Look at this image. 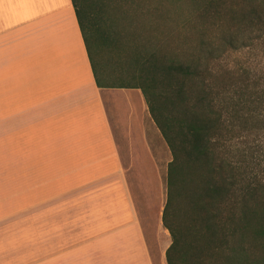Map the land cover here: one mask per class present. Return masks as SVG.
<instances>
[{"label": "crops", "instance_id": "0c3cea01", "mask_svg": "<svg viewBox=\"0 0 264 264\" xmlns=\"http://www.w3.org/2000/svg\"><path fill=\"white\" fill-rule=\"evenodd\" d=\"M154 126L140 90L97 87L71 0H0V264H167ZM12 136L34 167H4Z\"/></svg>", "mask_w": 264, "mask_h": 264}, {"label": "trees", "instance_id": "16d2710c", "mask_svg": "<svg viewBox=\"0 0 264 264\" xmlns=\"http://www.w3.org/2000/svg\"><path fill=\"white\" fill-rule=\"evenodd\" d=\"M71 1L97 87L140 90L171 154L166 263L264 264V0Z\"/></svg>", "mask_w": 264, "mask_h": 264}, {"label": "rangeland", "instance_id": "374dc122", "mask_svg": "<svg viewBox=\"0 0 264 264\" xmlns=\"http://www.w3.org/2000/svg\"><path fill=\"white\" fill-rule=\"evenodd\" d=\"M145 26V25H144ZM133 27V31L137 34H145L144 31H148V27ZM108 47L102 48L101 57L103 63L106 65H113L114 62L117 60L115 55L110 54V50L107 49ZM155 127V126H154ZM20 136H12L10 139H12V142H9L7 145V152L5 153V161L7 158V162H5L4 167H8V169H28L34 167L36 164L33 163V158L36 157V144L35 143H24L21 140H19ZM162 151L159 152V156L157 158V162L159 163L161 161V164L164 166L166 160H171V154L164 142H162ZM6 146V145H5ZM34 164V165H33ZM160 164V163H159ZM165 177L162 178L163 187L165 189L166 193V186L164 182ZM155 182V180L153 181ZM145 225L146 230V236L148 237V242L150 244V247L154 252H156L157 249V240H158V229L155 227V223L153 222V218L147 219ZM163 233V232H160ZM164 235H167L166 232H164Z\"/></svg>", "mask_w": 264, "mask_h": 264}]
</instances>
